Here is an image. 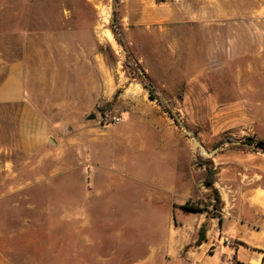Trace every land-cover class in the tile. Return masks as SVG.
I'll use <instances>...</instances> for the list:
<instances>
[{
	"label": "rangeland",
	"instance_id": "1",
	"mask_svg": "<svg viewBox=\"0 0 264 264\" xmlns=\"http://www.w3.org/2000/svg\"><path fill=\"white\" fill-rule=\"evenodd\" d=\"M189 15L187 0H0V83L16 64L23 84L19 103L0 105V215L18 229V264H74V225L91 217L100 244L83 241L82 258L95 264L143 256L150 227L164 239L180 215L195 225L200 212L179 208L187 201L217 225L223 204L203 187L206 167L218 192L220 179L264 186V153L248 140L264 141V30H235L201 99L185 86ZM169 198L177 220L143 221L144 201Z\"/></svg>",
	"mask_w": 264,
	"mask_h": 264
},
{
	"label": "crops",
	"instance_id": "2",
	"mask_svg": "<svg viewBox=\"0 0 264 264\" xmlns=\"http://www.w3.org/2000/svg\"><path fill=\"white\" fill-rule=\"evenodd\" d=\"M187 9L190 15L186 18L185 25L189 32L186 33L185 39L187 43L193 44L192 51L188 53H192V56H189L187 61L195 64L190 67L191 76L185 86L187 91L194 90L202 99L205 94L209 93L210 88V65L208 63L212 59L221 62L219 57L222 53L228 56L225 54L226 50L229 53L235 52L232 49L234 39L237 37L235 30H239L243 23H251L254 27L264 30V0H187ZM177 24L183 25L182 23ZM257 46L259 47L256 51L257 55L264 53V38L258 40ZM238 84L231 82L229 87L233 89L237 87L238 89L235 90L241 94V86ZM22 98V77L17 65L11 64L8 73L0 83V105L19 103ZM173 152L176 153V151ZM258 172L262 173L264 169ZM235 186V183L223 182L220 179L218 189L223 207L219 215L220 221L217 218V225L210 223L214 218L209 219L206 213H199V216L192 217L197 220L195 225H189L191 220L189 216L180 215L181 226L176 227L177 230L171 229L164 239L161 224L157 227H150L152 240L144 244L146 253L126 264H163L162 259L167 262L182 259L185 264H264V186L256 185L242 190H238ZM192 190L193 188L189 187L185 190L190 194L189 197L192 196ZM175 196L178 195L175 194ZM173 201L170 198L161 201L157 199L153 202L144 201L146 203L144 206L150 213L143 221L160 222L163 215L177 220L174 214L177 204H173ZM65 217L60 216V219L64 220ZM3 218L7 217L0 215V264H18V229L14 227L15 225L5 224ZM49 218V215H42V221H48ZM91 218L85 224L76 222L74 225V264H95L98 260L94 257L93 261L86 262L82 258L83 241L90 248L100 244L99 240H94L97 237V231L94 229ZM207 220L209 225L206 240L188 249L183 256L184 247L195 241L200 226ZM5 221L9 220L5 219ZM186 227L191 228L186 229ZM124 228V226H119L115 232H119L121 237ZM105 232L109 231L105 230ZM109 233L111 237H119L116 233ZM211 247H215L216 254H206ZM109 253L112 254V251ZM102 259L109 262L110 258Z\"/></svg>",
	"mask_w": 264,
	"mask_h": 264
},
{
	"label": "trees",
	"instance_id": "3",
	"mask_svg": "<svg viewBox=\"0 0 264 264\" xmlns=\"http://www.w3.org/2000/svg\"><path fill=\"white\" fill-rule=\"evenodd\" d=\"M249 140V144H253L255 146V151H260L262 153H264V141L262 140H254L252 138H248ZM203 187L209 191L212 192L213 196H214V200L217 204L222 205V201L220 198V194L217 191V189L214 187V172L209 168L206 167V177L203 180ZM179 208L184 211V212H200L203 213L205 212L204 208H200L198 205L191 203L190 201L185 202L183 205L179 206ZM215 218V215H213ZM217 217V216H216ZM218 221H220V218L218 216ZM206 231H207V223L204 222L196 235L195 241L192 245H188L186 248H191L194 246H198L200 245L202 242H204L206 240Z\"/></svg>",
	"mask_w": 264,
	"mask_h": 264
},
{
	"label": "water",
	"instance_id": "4",
	"mask_svg": "<svg viewBox=\"0 0 264 264\" xmlns=\"http://www.w3.org/2000/svg\"><path fill=\"white\" fill-rule=\"evenodd\" d=\"M90 119H91V117H90ZM49 142H50V143H53V141H52V140H49ZM233 144H240V143H239V142H236V143H233ZM215 151H216V150L212 151V153H207V154H210V155H212V154H214V153H215Z\"/></svg>",
	"mask_w": 264,
	"mask_h": 264
},
{
	"label": "built area",
	"instance_id": "5",
	"mask_svg": "<svg viewBox=\"0 0 264 264\" xmlns=\"http://www.w3.org/2000/svg\"><path fill=\"white\" fill-rule=\"evenodd\" d=\"M119 120L118 119H115V122H118Z\"/></svg>",
	"mask_w": 264,
	"mask_h": 264
}]
</instances>
